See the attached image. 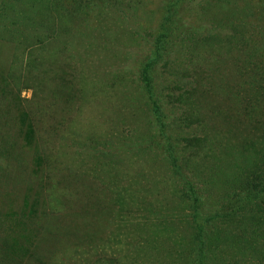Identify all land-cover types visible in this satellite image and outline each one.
<instances>
[{
  "label": "rangeland",
  "instance_id": "374dc122",
  "mask_svg": "<svg viewBox=\"0 0 264 264\" xmlns=\"http://www.w3.org/2000/svg\"><path fill=\"white\" fill-rule=\"evenodd\" d=\"M3 1L0 14L10 11ZM84 17L60 37L59 53L42 51L44 66L65 73L28 71L26 62L9 73L17 51L0 37V96L9 89L12 99L0 105L13 107L22 132L35 92L42 110L50 99V77L85 88L69 112L35 120L31 138L0 151V264H186L196 222L209 254L251 261L239 240L217 238L254 227L227 216L239 193L245 212L264 213V73H239L264 68V0H95ZM7 23L0 18V29ZM147 64L160 115L143 81ZM196 108L204 124L194 123Z\"/></svg>",
  "mask_w": 264,
  "mask_h": 264
},
{
  "label": "trees",
  "instance_id": "16d2710c",
  "mask_svg": "<svg viewBox=\"0 0 264 264\" xmlns=\"http://www.w3.org/2000/svg\"><path fill=\"white\" fill-rule=\"evenodd\" d=\"M5 1V0H4ZM3 1V2H4ZM95 0H25L24 2L20 3V0H10L6 1L7 3H10V11L6 10L2 14H0V18L3 17V19L8 22L7 28L1 30L0 29V37L3 39H8L9 42H13L16 49V55L14 56V60L12 62L11 69L9 73H19V70L23 68V65L26 62L25 69L28 71H33L34 69H44L46 73H65L66 67L62 65V68L59 67L56 63H52L51 66L46 67L44 66L43 60L44 55L43 52L45 50L49 51L50 53L54 51H61V45L60 44V37L63 36V34L67 32L73 31V26L75 25V22L79 23L80 26H84L86 23V19H84L85 15L89 13V9L91 7V4ZM2 9V8H1ZM75 20V21H74ZM163 38L167 37V33H163L161 35ZM58 47V48H57ZM43 51V52H42ZM26 53V61L24 60L23 54ZM250 57V56H249ZM251 66V65H250ZM245 71H240L239 73H245L250 71L249 73H264V68L257 66L256 68H245L243 67ZM150 64H147L144 67L143 70V81L145 83V87L147 89V92L149 94V98L153 104L155 112L160 115V108L157 100L155 99V95L153 92V86H152V79L150 76ZM50 75V74H49ZM18 80L16 79V82H21L22 75L16 76ZM11 81L13 84V76H11ZM54 87L51 89V91L48 93L50 99L46 101V105L44 109L42 110L39 106V98L38 93L35 92V99L29 100L30 102L34 101V106L32 108L28 109L27 116L29 118V121L31 120V127L30 129L25 133L22 132V130L18 127V121L15 120V112L13 111V107L9 108L8 110H4L2 108V102L4 99L8 98L7 91L4 93L2 92V96H0V122L8 126L11 122L7 121L9 118L12 121V124L9 126L14 127L15 137L24 135L23 138H31L35 131L34 121L38 119V123L46 122L48 120L56 121L59 115V118L61 117L60 114L63 113V111L69 112L70 107L73 102H75L76 96L78 98H84V95L81 96L77 95L79 94V91H84V87H80V85L75 86L72 83L67 84L62 76H57V82L56 80L52 79L50 77V80H48ZM45 82V80L41 81ZM15 84V83H14ZM2 84H0V89H2ZM18 92V96H20V92ZM195 92V91H194ZM7 94V97H5ZM11 98L16 97V94L12 91L10 92ZM189 94H193V92H189ZM9 99V98H8ZM12 100V99H9ZM191 100V99H190ZM7 101V100H6ZM16 102L14 101L13 106L15 107ZM38 104V106H37ZM29 108V107H28ZM191 108V105H190ZM193 110V109H191ZM198 112H197V111ZM191 115L193 116L194 123L198 124H204L205 119L203 115H200V112L198 108H196ZM60 112V113H59ZM197 116V118H196ZM160 117V116H159ZM191 121V119H188ZM6 121V122H3ZM193 123V122H192ZM1 124V125H2ZM191 124V123H189ZM13 129V128H12ZM11 133H5L0 134L1 139V145H0V151L1 152H12L15 150L16 142L19 141V138H15ZM17 140V141H15ZM49 140H54L50 138ZM205 143L207 142V137L204 136ZM85 141V140H83ZM195 141L199 142L202 141L200 139H195ZM19 143V142H18ZM87 143V141H86ZM86 145V144H85ZM84 145V146H85ZM17 146V145H16ZM88 147V146H87ZM29 160V159H28ZM37 162L39 163V159L37 158ZM28 166H30V161L27 162ZM35 161L33 159V165L31 167L35 166ZM40 164H42L40 162ZM33 172H40V170H35L32 168ZM264 178V176H263ZM245 180V179H244ZM248 182H251L255 188L257 187L256 184L253 183L252 180H247ZM190 182V181H188ZM191 183V182H190ZM249 188V185L247 186ZM247 188V189H248ZM264 190V184L263 188ZM244 192L239 193L237 196L239 197L238 202L239 205H241V202L243 200ZM189 196L193 197V205L192 209L194 211V218L195 221H197V218L199 216V198L196 193V190H194V187L191 186L189 188ZM250 198V197H249ZM248 198L244 199V207L248 205ZM264 203V201H262ZM236 205L229 213H227L228 218L231 217H241V219H245V222L247 219H250L253 223V228L250 231H240L238 235H230L226 234L224 232L221 233L222 236H219L217 239L219 241V244L223 243H232L236 239L239 240L238 243L243 244L241 248V252H248L250 253L251 261L248 263L244 257L241 256L237 257V261H233L232 259L226 258L224 255V251L221 249H218L217 251L213 249V253L209 254V245H208V239L205 236V227L203 225H199L198 222L195 224L193 236L191 237V248L186 251V255L189 254V257L186 261V264H264V248L262 247V244L264 245V213H262L261 209H257L255 211L254 208L249 209L250 212H245L244 208L241 205ZM223 215L220 213H216L210 217L208 221L221 218ZM251 237L250 239H248ZM252 241V242H251ZM215 245L213 246V248ZM183 253L182 250H179L177 254H174L175 257L181 256ZM245 253V254H246ZM242 258V259H241ZM175 260H186L184 257L182 258H176Z\"/></svg>",
  "mask_w": 264,
  "mask_h": 264
}]
</instances>
